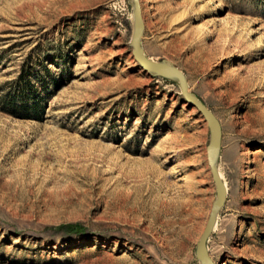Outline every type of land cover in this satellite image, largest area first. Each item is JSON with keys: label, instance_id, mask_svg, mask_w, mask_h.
Instances as JSON below:
<instances>
[{"label": "rangeland", "instance_id": "374dc122", "mask_svg": "<svg viewBox=\"0 0 264 264\" xmlns=\"http://www.w3.org/2000/svg\"><path fill=\"white\" fill-rule=\"evenodd\" d=\"M140 4L145 55L221 126L209 255L264 264V0ZM132 30L130 0H0V264H198L208 127ZM33 102L39 120L3 110Z\"/></svg>", "mask_w": 264, "mask_h": 264}, {"label": "water", "instance_id": "95a60500", "mask_svg": "<svg viewBox=\"0 0 264 264\" xmlns=\"http://www.w3.org/2000/svg\"><path fill=\"white\" fill-rule=\"evenodd\" d=\"M130 2L132 4L133 20L130 46L132 48V56L135 62L146 73L176 83L179 87L180 95L185 103L190 108H193L198 112L208 127L209 142L206 148V154L212 179L216 188V197L212 203L205 228L196 244L195 258L198 264H214L209 255L207 243L211 233L213 232L217 215L222 209L226 199L225 187L219 177L217 167L221 149V126L214 114L195 94L189 90L185 75L177 67L165 60L159 62L151 61L147 56H145L142 48L144 22L140 0H130Z\"/></svg>", "mask_w": 264, "mask_h": 264}, {"label": "trees", "instance_id": "16d2710c", "mask_svg": "<svg viewBox=\"0 0 264 264\" xmlns=\"http://www.w3.org/2000/svg\"><path fill=\"white\" fill-rule=\"evenodd\" d=\"M3 105L7 106L5 103ZM3 110L20 119L30 120H39L42 113V107L37 102H33L31 105L22 103L20 106L14 107L13 110H6L4 107Z\"/></svg>", "mask_w": 264, "mask_h": 264}, {"label": "bare ground", "instance_id": "6f19581e", "mask_svg": "<svg viewBox=\"0 0 264 264\" xmlns=\"http://www.w3.org/2000/svg\"><path fill=\"white\" fill-rule=\"evenodd\" d=\"M144 54H145V53H144ZM145 56H146V55H145ZM149 60H150V59H149ZM194 112H195V111H194ZM218 173H219V177L222 179V174H221V172L218 171ZM223 185H224V184H223ZM225 186H226V185H225ZM225 186H224V187H225ZM225 192H227V188H225ZM218 214H219V213H218ZM217 216H218V215H217ZM217 220H218V219L216 218V223H215V226H214V228H213V231H215V229H216ZM207 249H208V247H207Z\"/></svg>", "mask_w": 264, "mask_h": 264}]
</instances>
